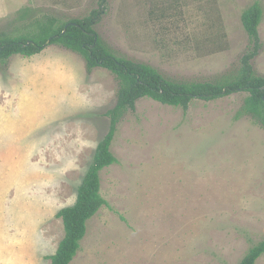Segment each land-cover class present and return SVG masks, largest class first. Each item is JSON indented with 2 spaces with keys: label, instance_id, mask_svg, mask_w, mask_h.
I'll return each mask as SVG.
<instances>
[{
  "label": "rangeland",
  "instance_id": "rangeland-1",
  "mask_svg": "<svg viewBox=\"0 0 264 264\" xmlns=\"http://www.w3.org/2000/svg\"><path fill=\"white\" fill-rule=\"evenodd\" d=\"M102 0H0V28L25 8L82 19ZM264 0H105L96 27L119 57L178 82H216L249 49L242 15ZM13 23V22H12ZM119 82L49 45L0 67V264H51L65 236L60 210L108 133ZM248 93L194 99L187 110L150 98L128 111L101 172L107 205L71 264H239L264 241V127L242 114ZM257 264H264L262 256Z\"/></svg>",
  "mask_w": 264,
  "mask_h": 264
},
{
  "label": "trees",
  "instance_id": "trees-1",
  "mask_svg": "<svg viewBox=\"0 0 264 264\" xmlns=\"http://www.w3.org/2000/svg\"><path fill=\"white\" fill-rule=\"evenodd\" d=\"M105 12V0L82 19L62 20L50 14L38 16L25 8L10 24L0 28V67L17 55L31 58L41 54L51 40L50 45L81 54L87 70L107 69L119 82L116 104L105 114L110 119L109 131L96 148L93 162L78 188L77 201L57 214L63 222L65 236L57 252L49 258L51 264H71L74 261L87 236L88 223L107 205L101 195V172L118 163L111 149L119 124L128 111L135 110L141 99L150 98L163 105L187 110L194 99L214 101L236 93H248L237 118L248 114L264 127V77L259 76L252 65L261 48L259 27L263 10L259 4L251 6L242 15L251 44L241 60V67L216 82L170 80L150 65L117 56L96 30ZM262 256L264 241L253 246L239 264H257Z\"/></svg>",
  "mask_w": 264,
  "mask_h": 264
},
{
  "label": "water",
  "instance_id": "water-1",
  "mask_svg": "<svg viewBox=\"0 0 264 264\" xmlns=\"http://www.w3.org/2000/svg\"><path fill=\"white\" fill-rule=\"evenodd\" d=\"M65 32H66V29L64 30V32H63V34H65ZM30 44V43H29ZM28 44V45H29ZM51 44V40H49L48 42H47V46H49Z\"/></svg>",
  "mask_w": 264,
  "mask_h": 264
}]
</instances>
